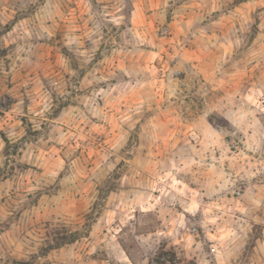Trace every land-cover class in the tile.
I'll return each mask as SVG.
<instances>
[{"label": "rangeland", "instance_id": "374dc122", "mask_svg": "<svg viewBox=\"0 0 264 264\" xmlns=\"http://www.w3.org/2000/svg\"><path fill=\"white\" fill-rule=\"evenodd\" d=\"M0 264H264V0H0Z\"/></svg>", "mask_w": 264, "mask_h": 264}, {"label": "trees", "instance_id": "16d2710c", "mask_svg": "<svg viewBox=\"0 0 264 264\" xmlns=\"http://www.w3.org/2000/svg\"><path fill=\"white\" fill-rule=\"evenodd\" d=\"M73 240H74V237L73 236H71L70 238H63V243H60V244L68 243V242H71Z\"/></svg>", "mask_w": 264, "mask_h": 264}]
</instances>
